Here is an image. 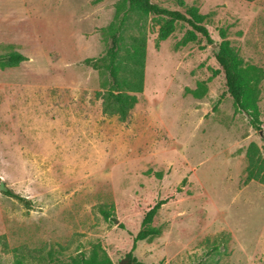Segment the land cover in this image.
<instances>
[{
  "label": "rangeland",
  "instance_id": "rangeland-1",
  "mask_svg": "<svg viewBox=\"0 0 264 264\" xmlns=\"http://www.w3.org/2000/svg\"><path fill=\"white\" fill-rule=\"evenodd\" d=\"M197 6L216 44H182L178 24L157 43L152 15L132 13L125 35L146 36L143 91L126 120L103 110L110 88L108 27L121 0H0V264H57L106 253L124 264L146 212L167 204L134 254L149 264H264V184L247 181L252 127L227 92L215 57L220 29L264 70V0H151ZM126 38V41H127ZM87 59L99 60L93 67ZM207 82L202 99L185 92ZM115 205L106 219L101 208ZM115 219V220H114Z\"/></svg>",
  "mask_w": 264,
  "mask_h": 264
},
{
  "label": "trees",
  "instance_id": "trees-1",
  "mask_svg": "<svg viewBox=\"0 0 264 264\" xmlns=\"http://www.w3.org/2000/svg\"><path fill=\"white\" fill-rule=\"evenodd\" d=\"M253 3L257 0H242ZM182 6L185 3L180 1ZM186 10L180 11L162 6L151 0H121L117 5L114 18L108 27L110 44L103 60L109 71L111 79L109 90L102 94L103 110L109 115H118L121 120H126L130 111L138 103V93L143 91L144 68L146 59V36L125 35L126 27L132 13L144 16L152 15L155 25L159 26L157 43L166 40L176 30L178 24L188 25L190 28L185 33L182 44L195 42L201 35L207 43L213 44L214 40L206 25L207 16L200 12L197 6H186ZM221 42L215 57L220 64L227 86V92L233 98L238 111L245 113L252 127L262 130L261 111L259 100L261 95V81L264 78V70L255 64L246 63L228 38L226 29H220ZM127 38V41H126ZM26 57L20 52H11L0 55V68L15 67L25 61ZM86 62L93 67H98L99 60L87 59ZM185 92L195 98L202 99L208 92L207 82L201 81L197 88H186ZM264 139V136H263ZM247 181L256 180L264 184V158L259 154V148L252 143L247 151ZM5 194L25 203L30 201L13 190ZM168 198L158 200L145 214L142 228L134 237L132 249L125 255L124 264H149L141 261L135 254L136 244L140 240L151 239L162 233L160 227L153 226V221ZM115 205L109 208H101V213L106 219L113 217ZM115 220V219H114ZM12 264H25L24 257L16 256ZM57 264H114L106 254L100 255L98 251L86 258L81 256L70 262ZM162 264V263H160Z\"/></svg>",
  "mask_w": 264,
  "mask_h": 264
},
{
  "label": "water",
  "instance_id": "water-1",
  "mask_svg": "<svg viewBox=\"0 0 264 264\" xmlns=\"http://www.w3.org/2000/svg\"><path fill=\"white\" fill-rule=\"evenodd\" d=\"M212 47L215 48L216 47V44L213 43L212 44ZM0 190L1 191H4V192H7L9 190L8 187L4 185V182L3 181H1V183H0Z\"/></svg>",
  "mask_w": 264,
  "mask_h": 264
}]
</instances>
